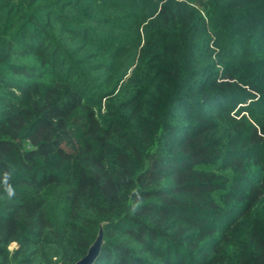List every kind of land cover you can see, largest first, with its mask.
Instances as JSON below:
<instances>
[{
    "label": "trees",
    "instance_id": "1",
    "mask_svg": "<svg viewBox=\"0 0 264 264\" xmlns=\"http://www.w3.org/2000/svg\"><path fill=\"white\" fill-rule=\"evenodd\" d=\"M242 79L264 0H0V264H264Z\"/></svg>",
    "mask_w": 264,
    "mask_h": 264
},
{
    "label": "rangeland",
    "instance_id": "2",
    "mask_svg": "<svg viewBox=\"0 0 264 264\" xmlns=\"http://www.w3.org/2000/svg\"><path fill=\"white\" fill-rule=\"evenodd\" d=\"M241 83V90L243 91V96H242V100H240L238 103V101L236 102L235 106H234V110L240 109L241 107H246L248 110H252V111H256V112H264V94L254 90L252 88V85L254 84L250 79H242ZM1 94L4 95L6 94V92L4 90H2L1 88ZM226 98V105L230 106L233 103V99L232 98ZM220 102V99H219ZM103 105H104V101L102 102L101 107L98 109V116L101 119V114L103 113ZM245 157H251L249 158L248 162L254 161L256 163V167L254 169H264V157L260 156V157H255V156H251V154H245ZM241 166L244 165V162H240L239 163ZM245 166V165H244ZM248 167V165L246 166V168ZM252 169V168H250ZM14 247V244L10 245V248Z\"/></svg>",
    "mask_w": 264,
    "mask_h": 264
},
{
    "label": "water",
    "instance_id": "3",
    "mask_svg": "<svg viewBox=\"0 0 264 264\" xmlns=\"http://www.w3.org/2000/svg\"><path fill=\"white\" fill-rule=\"evenodd\" d=\"M101 244H102V229L99 228L94 241L88 247L85 255L82 256L77 261H75L73 264H94V262L96 261L99 255Z\"/></svg>",
    "mask_w": 264,
    "mask_h": 264
},
{
    "label": "clouds",
    "instance_id": "4",
    "mask_svg": "<svg viewBox=\"0 0 264 264\" xmlns=\"http://www.w3.org/2000/svg\"><path fill=\"white\" fill-rule=\"evenodd\" d=\"M8 192H9V195H12V189L11 188L8 189Z\"/></svg>",
    "mask_w": 264,
    "mask_h": 264
}]
</instances>
